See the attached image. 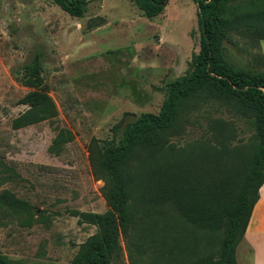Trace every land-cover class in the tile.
Listing matches in <instances>:
<instances>
[{"label": "rangeland", "instance_id": "1", "mask_svg": "<svg viewBox=\"0 0 264 264\" xmlns=\"http://www.w3.org/2000/svg\"><path fill=\"white\" fill-rule=\"evenodd\" d=\"M86 1L82 17L74 18L51 0H0V194L12 193L30 207L27 215L0 205V253L12 260L71 264L79 245L96 233L71 213L108 209L103 182L92 173V145H119L127 123L143 113L157 114L168 85L190 73L199 52L191 0H171L153 19L131 0ZM232 40L222 48L228 64L239 72L263 73L264 41L239 35ZM35 58L56 115L14 129L13 121L29 109L23 98L38 91L24 85L25 67ZM202 116L235 125L231 150L254 141L251 124L225 107L205 104ZM205 120L200 122L207 128ZM61 132L71 140L54 147ZM201 134L194 124L173 144ZM174 219L184 247L216 251L220 235L188 230ZM121 246L115 264H129L123 241ZM249 253L240 242L236 264H249Z\"/></svg>", "mask_w": 264, "mask_h": 264}, {"label": "trees", "instance_id": "2", "mask_svg": "<svg viewBox=\"0 0 264 264\" xmlns=\"http://www.w3.org/2000/svg\"><path fill=\"white\" fill-rule=\"evenodd\" d=\"M51 1L74 18L82 17L87 4ZM131 1L143 16L153 19L170 0ZM191 1L196 5L200 42L190 73L168 85L157 114L143 113L125 125L119 145L109 141L90 149L92 173L103 182L108 209L71 213L79 224L96 227V233L79 245L71 264H115L121 257V241L129 264H236V248L264 184V72L235 70L222 48L233 42L232 35L264 41V0ZM24 85L38 91L23 98L29 109L13 121L14 129L56 115L36 58L25 67ZM208 103L248 121L254 129L252 144L229 149L236 127L231 121L203 117ZM201 119H206L207 128ZM194 124L202 129L198 138L182 146L173 144ZM70 140L69 133L61 132L53 146ZM0 205L30 215L29 205L7 191L0 194ZM174 216L188 230L220 235L216 251L184 247L182 233L173 229ZM0 264L46 263L12 260L0 253Z\"/></svg>", "mask_w": 264, "mask_h": 264}, {"label": "crops", "instance_id": "3", "mask_svg": "<svg viewBox=\"0 0 264 264\" xmlns=\"http://www.w3.org/2000/svg\"><path fill=\"white\" fill-rule=\"evenodd\" d=\"M242 242L250 250L249 264H264V184L259 189V199L252 210Z\"/></svg>", "mask_w": 264, "mask_h": 264}]
</instances>
